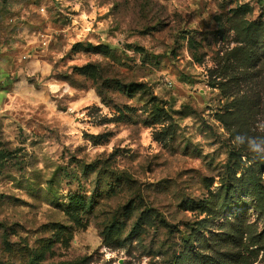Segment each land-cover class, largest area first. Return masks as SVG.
Masks as SVG:
<instances>
[{
  "label": "rangeland",
  "instance_id": "1",
  "mask_svg": "<svg viewBox=\"0 0 264 264\" xmlns=\"http://www.w3.org/2000/svg\"><path fill=\"white\" fill-rule=\"evenodd\" d=\"M235 16L264 20V0H0V264H173L237 222L239 206L195 231L230 151L236 177L264 158V58L234 70ZM76 195L92 205L72 221Z\"/></svg>",
  "mask_w": 264,
  "mask_h": 264
},
{
  "label": "trees",
  "instance_id": "2",
  "mask_svg": "<svg viewBox=\"0 0 264 264\" xmlns=\"http://www.w3.org/2000/svg\"><path fill=\"white\" fill-rule=\"evenodd\" d=\"M231 29L235 35V46L228 52L230 63L236 72L240 70H247L248 67L254 63H260L264 58V20H247L242 16H235L231 18ZM88 66V65H87ZM87 66L81 67L79 70L85 72ZM230 156L233 158L231 165H226L225 180H221L219 188L214 193L213 198L206 204V207L211 211L210 216L204 217L196 228V232L201 226L206 225L212 219L216 220L222 217L225 211L231 210L234 207H242V213L237 215L235 219L237 222L228 224L227 229L215 239L198 238L194 239L191 235L187 236V245L185 250L176 258L173 264H252L250 261V254L253 252H264V180L258 174V167L264 162L263 156H255V160L252 164L245 167L240 171L239 176H235L236 168L233 167L237 161H241L240 154L238 152L230 151ZM252 161V157H248ZM253 166L256 168L253 169ZM229 175H232V179H229ZM61 204V210L72 221L78 220L77 208L85 210L91 207L92 201L80 195L72 196L69 198V202ZM251 209L255 217L261 219L262 227L259 232L251 228V224L244 223L243 218L246 213ZM208 214V215H209ZM56 229V227H53ZM59 229L62 227L59 226ZM56 231V230H55ZM196 240L198 247L205 248L211 243L221 242L222 245H233L239 243V247L242 252H247L249 256L245 254H239L237 257H227L225 259H214L206 256L205 254L199 255L198 252L192 251V241ZM238 241V242H237ZM251 246H256V250H250ZM188 251V252H187ZM192 252L189 263L188 254ZM24 264H83V259L71 261H57V262H45L39 260L41 254L32 251H23ZM222 254V253H220ZM202 256V257H200Z\"/></svg>",
  "mask_w": 264,
  "mask_h": 264
},
{
  "label": "clouds",
  "instance_id": "3",
  "mask_svg": "<svg viewBox=\"0 0 264 264\" xmlns=\"http://www.w3.org/2000/svg\"><path fill=\"white\" fill-rule=\"evenodd\" d=\"M252 147V151L257 152V151H264V147H262L261 145L252 143L251 145Z\"/></svg>",
  "mask_w": 264,
  "mask_h": 264
}]
</instances>
